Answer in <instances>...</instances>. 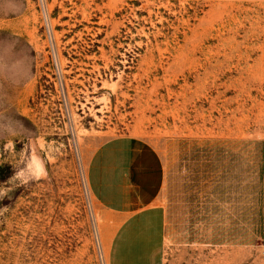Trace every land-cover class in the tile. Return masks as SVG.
Listing matches in <instances>:
<instances>
[{
	"label": "rangeland",
	"instance_id": "1",
	"mask_svg": "<svg viewBox=\"0 0 264 264\" xmlns=\"http://www.w3.org/2000/svg\"><path fill=\"white\" fill-rule=\"evenodd\" d=\"M127 140L163 190L123 224ZM121 252L264 264V0H0V264Z\"/></svg>",
	"mask_w": 264,
	"mask_h": 264
},
{
	"label": "crops",
	"instance_id": "2",
	"mask_svg": "<svg viewBox=\"0 0 264 264\" xmlns=\"http://www.w3.org/2000/svg\"><path fill=\"white\" fill-rule=\"evenodd\" d=\"M124 142L121 149H117L115 152L116 158L112 161L113 169H109L106 162L105 173L107 178L105 191L107 195L111 193L115 195L112 199L114 200L113 211L121 221L123 220V224L139 214L161 208L160 199L163 190L161 162L155 159L149 165L146 162L142 163L136 159L134 141L127 140ZM124 246V243L111 242L109 250L122 251L127 249ZM131 246L138 248V245ZM149 246H152L153 249L156 248L154 244H149ZM131 256L121 252L116 256L115 261H127L123 264H158L150 261L148 257H139V255L132 253Z\"/></svg>",
	"mask_w": 264,
	"mask_h": 264
},
{
	"label": "built area",
	"instance_id": "3",
	"mask_svg": "<svg viewBox=\"0 0 264 264\" xmlns=\"http://www.w3.org/2000/svg\"><path fill=\"white\" fill-rule=\"evenodd\" d=\"M264 254V253H263Z\"/></svg>",
	"mask_w": 264,
	"mask_h": 264
}]
</instances>
